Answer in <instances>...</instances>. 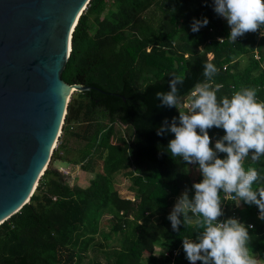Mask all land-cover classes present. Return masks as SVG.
I'll use <instances>...</instances> for the list:
<instances>
[{
  "label": "trees",
  "instance_id": "obj_1",
  "mask_svg": "<svg viewBox=\"0 0 264 264\" xmlns=\"http://www.w3.org/2000/svg\"><path fill=\"white\" fill-rule=\"evenodd\" d=\"M194 18L209 23L194 33ZM262 29L245 33L236 43L229 41L231 28L214 11V0H90L74 28L61 76L69 84L92 87L69 100L62 132L84 140L79 161L71 163L86 169L98 159L101 172L90 180L93 192L86 194L54 166L60 157L55 149L29 203L0 224V264H79L106 211L118 242L103 252L104 261L96 258L89 264H191L183 238L197 242L196 217L178 231L167 217L174 199L185 190L191 199L192 185L203 177L192 179L190 165L195 164L171 157L167 146L173 133L157 135L165 118L170 122L176 117L179 123V109L160 106L155 93L170 91L169 81L179 75L184 77L178 85L183 102L196 83L204 82L203 66L211 62L219 70L213 83L223 85L218 98H231L241 88H254L264 98ZM255 49L260 60L253 57ZM178 107L187 110L183 104ZM74 122L85 124L81 132L69 130ZM115 122L132 127V136L117 133ZM208 131L215 150L214 141L225 132L215 126ZM61 145L66 152L67 146ZM250 157L251 152L245 170L256 168L264 176V157L257 162ZM120 171L129 177L134 200L116 193ZM261 186L264 182L253 184L254 189ZM239 203V222L253 226L248 229L249 247L264 259V220L256 205Z\"/></svg>",
  "mask_w": 264,
  "mask_h": 264
},
{
  "label": "clouds",
  "instance_id": "obj_2",
  "mask_svg": "<svg viewBox=\"0 0 264 264\" xmlns=\"http://www.w3.org/2000/svg\"><path fill=\"white\" fill-rule=\"evenodd\" d=\"M214 11L226 19L231 28L228 40L236 43L237 37L256 32L264 26V0H214ZM209 23L207 18L193 19L191 31L198 32ZM223 42V39L220 40ZM218 68L211 62L203 66L204 82L195 84L187 110L178 107L181 100L178 85L184 77L173 75L170 91L155 93L160 106L179 109V123L173 117L163 120L157 135L173 133L167 151L171 157L182 158L188 164H198L202 181L194 183V196L190 199L185 190L177 199L167 219L174 231L181 224L187 226L196 217L198 235L183 238V250L191 264H258L251 248V237L245 225L236 218L218 219L223 215L220 190L226 197H238L248 205H256L259 219L264 220V186L253 188L254 182H264L256 168L245 170L249 158L257 162L264 157V102L257 100L256 89L241 88L231 98L217 93L222 84H214ZM222 128L225 132L210 147L209 129ZM199 129V132H197ZM226 156L220 158L218 154ZM235 194V195H233ZM259 197V198H258ZM191 214V215H190ZM182 217V219H181Z\"/></svg>",
  "mask_w": 264,
  "mask_h": 264
},
{
  "label": "water",
  "instance_id": "obj_3",
  "mask_svg": "<svg viewBox=\"0 0 264 264\" xmlns=\"http://www.w3.org/2000/svg\"><path fill=\"white\" fill-rule=\"evenodd\" d=\"M90 0H0V223L29 203L74 91L62 71Z\"/></svg>",
  "mask_w": 264,
  "mask_h": 264
},
{
  "label": "rangeland",
  "instance_id": "obj_4",
  "mask_svg": "<svg viewBox=\"0 0 264 264\" xmlns=\"http://www.w3.org/2000/svg\"><path fill=\"white\" fill-rule=\"evenodd\" d=\"M72 97L78 98L77 91H74L71 94L70 99ZM84 126H85L84 123L74 122L72 123V127H70L69 130L72 131L73 133L76 132L79 133L82 131ZM113 126L115 131L117 133H120L124 137L129 138L133 134L132 127L130 126L122 125L118 122L113 123ZM114 136H116V134H114ZM59 137L60 138H58L56 144L59 145L62 142L65 146H67L68 150L65 152L64 150H61L62 148L59 149L60 145L54 148V150L55 149L59 150V155H60L59 159H57L54 162V166L57 168L58 171H60L59 169L62 167L65 168L70 167V169L73 170V174L71 175L68 174L65 177L70 180L69 182L70 185L75 184V182H72V179L74 178L75 175H78L77 176V178L79 179L78 181L79 183H81L80 185L83 188V190L86 192V194L92 193L93 188L90 185V180L93 177H95L97 173L101 172V161L98 159H93V161L89 164L88 167H86V169H84L83 167L79 168L78 164H73L71 162L79 161V153L81 151V147L84 144V140L80 139L79 137H77L75 134L72 133L64 134L63 132H61ZM112 141H115V139L112 138ZM192 166L193 165H190V173L194 174L193 173L194 170ZM129 185H130V181L126 173L123 171L117 172L115 175V189H116V193L120 196V198L126 199V197L128 196H132L131 195L132 192L130 191ZM78 193L80 194L81 191H78ZM180 195H178L174 199L172 205L170 206L171 210L173 209ZM111 219L112 218L110 213L106 211L103 214L101 220L98 221V231L94 236V241L89 244L86 250V254L79 264H89L93 259L96 258L104 261L103 252H105V250H111L114 246H116L119 236L118 234H114L110 231V224L112 221ZM106 235L109 236L105 237ZM252 253L254 257L257 259L258 264H264L263 258L258 257L257 254L254 252Z\"/></svg>",
  "mask_w": 264,
  "mask_h": 264
},
{
  "label": "built area",
  "instance_id": "obj_5",
  "mask_svg": "<svg viewBox=\"0 0 264 264\" xmlns=\"http://www.w3.org/2000/svg\"><path fill=\"white\" fill-rule=\"evenodd\" d=\"M264 34V30L262 29L260 32H259V34H258V36H262ZM241 37V36H240ZM240 37H237V40L240 38ZM219 40H221V39H223V38H218ZM209 57H211V54L209 53ZM253 57H254V59H256V60H260V55H259V53H258V51L255 49L254 50V53H253ZM262 65H264V63L262 64ZM225 68V67H224ZM191 94V93H190ZM190 99H191V95H189L184 101H183V106L184 107H186L187 105H188V103H189V101H190ZM257 100L258 101H260V102H264V98H259L258 96H257ZM187 108V107H186ZM216 142V140L214 141V143ZM57 143V142H56ZM60 145V147H59V149L60 148H62L61 150H63V147H62V145H61V143L59 144ZM59 145H55V147H58ZM79 165V164H78ZM60 170V173L62 174V175H64V176H66V175H68V174H73V170H71L70 169V167H67V168H65V167H62V168H60L59 169ZM233 195H235V194H233ZM126 199H130V200H134V198H133V196H128V197H126ZM238 205H240V203H239V198L238 197H235V196H232V197H226V196H224V193H222V205H221V207H222V211H223V217L220 219V222H223L224 220H225V218H226V214H225V210H227V208L229 207V212H231V214H229L228 215V218L229 217H231V218H236L238 221H240V216L238 215V213H237V211H236V209H237V207H238ZM121 214H122V212H120ZM258 216H259V213H258ZM7 220V219H6ZM3 223V222H2ZM1 224V223H0ZM248 225H252V223H248ZM176 253V250L174 251V253L173 254H175ZM167 254V253H166Z\"/></svg>",
  "mask_w": 264,
  "mask_h": 264
},
{
  "label": "crops",
  "instance_id": "obj_6",
  "mask_svg": "<svg viewBox=\"0 0 264 264\" xmlns=\"http://www.w3.org/2000/svg\"><path fill=\"white\" fill-rule=\"evenodd\" d=\"M79 168H80V167H79ZM79 168H78V169H79ZM192 168H193V170H194V171H193L194 174H191V177H192V179H196V178L198 177V175L201 174L200 171H199V166H198V164H195V165L192 166ZM78 169H77V170H78ZM77 172H78V171H77ZM201 175H202V174H201ZM77 176H78V175H75V176H74V178L72 179V182H75V184L80 185L81 183H79V181H78L79 179L77 178ZM80 186H81V185H80Z\"/></svg>",
  "mask_w": 264,
  "mask_h": 264
}]
</instances>
